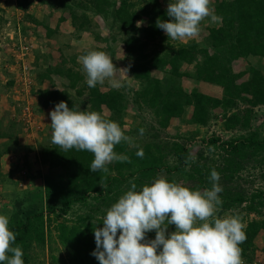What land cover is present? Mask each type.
Returning <instances> with one entry per match:
<instances>
[{"label": "trees", "instance_id": "obj_1", "mask_svg": "<svg viewBox=\"0 0 264 264\" xmlns=\"http://www.w3.org/2000/svg\"><path fill=\"white\" fill-rule=\"evenodd\" d=\"M56 1L58 7L69 12L78 40L90 39L91 36L97 41H104L105 38L97 31L100 25L95 18L113 17V23L117 25L119 32L127 35L123 43L126 57L130 59L128 67L131 65V72L142 85L136 90L137 97L132 101L153 110L161 127H168L172 119L183 116L186 106H192L191 121L195 124L208 125L213 118V112L219 109L224 114V125L227 129H246L251 125L254 108L264 105V71L253 67L248 71L236 72L231 65L240 58H264V0H217L214 12L222 17V22L208 27L209 45L202 46L194 41L180 45L177 49L171 47L165 54L158 52L154 56L146 52L147 41L167 40V35L156 27V23L158 19H172L166 14L171 0ZM163 1L167 2L166 7H163ZM17 2L18 8L26 15L21 28L29 29L28 20H35L33 12L29 10L32 1ZM48 3V0H44V4ZM142 19H146L147 23L144 28L140 25ZM45 26L50 36L56 33L57 29H52L48 24ZM15 28L18 30L17 25ZM143 30L147 41H143L140 36ZM97 50L106 52L105 48ZM89 52L84 50L82 55ZM61 56L60 65L48 66L46 73L39 77L40 81L48 78L52 85L33 90L32 94L38 99V111L48 108L53 111L59 102L65 101L70 109L77 111L112 113V118H118L120 126L124 124V116L130 103L127 92L112 87L104 90L99 85L89 88L84 84L77 90V94L83 96L87 92L88 96L80 107L68 88H78V82L83 75L67 66L69 61H76L75 57L68 58L64 54ZM185 64L194 67L192 73L184 69ZM156 71L167 75L155 76ZM248 73L250 75L247 79L239 82ZM54 75L67 78V88L56 87L53 82ZM191 76L198 82L219 86L223 90V96L215 97L198 88L188 90L183 84L184 78ZM85 105H89V109ZM241 105L248 107L240 109ZM196 135L194 132L187 140L194 139ZM203 142L222 150L219 163H215L212 157L203 152L195 157L186 141L165 144L177 159L174 166L157 155L163 152L160 145L151 143L133 149L128 143L121 142L115 146L114 151L127 155L131 162L114 161L108 165V173L90 171L94 154L88 151H64L58 145L44 150L38 168L41 163L47 167L44 175L45 188L40 187L39 193L28 191L19 196L14 202L9 224L10 230L17 233L16 244L22 248L25 264H30L29 251L34 244L42 247L45 245L48 238L47 226L58 230L60 242L72 255L71 264H99L92 255L96 249L94 229L103 227V219H97L95 213L110 208L123 193L131 190L129 181H133L137 185L136 190L141 191L146 183H151L162 171L171 175L174 172H186L185 169L188 171L190 167L191 179L197 183L189 188L206 190L212 187L209 177L215 169L221 177L219 184L223 191L219 195L223 210L242 206L249 211L264 209V190L249 193L237 191L233 185L236 177L252 161L264 163V137L261 138L256 131H252L248 135L229 140L213 135ZM140 148L144 150L143 158L136 155ZM190 155L195 160L186 163ZM76 205L88 207V212L79 214L72 225L61 222L53 227L54 221L58 220L56 218L69 214ZM261 231H264V219L248 223L245 228L247 240L240 245L243 259L252 260L254 240Z\"/></svg>", "mask_w": 264, "mask_h": 264}, {"label": "rangeland", "instance_id": "obj_2", "mask_svg": "<svg viewBox=\"0 0 264 264\" xmlns=\"http://www.w3.org/2000/svg\"><path fill=\"white\" fill-rule=\"evenodd\" d=\"M31 1L32 6L29 10L33 12L35 20H28L29 29L25 30L21 28V24L25 22L26 15L24 11L18 8L17 0H0V214L7 215L10 219L14 211V202L19 196H23L28 191L33 194L39 193L40 190L38 189L40 187L45 188L46 178L44 175L47 173V167L41 163L40 168H38V163L42 162L43 151L55 146L51 142L53 130L51 128L50 113L52 111L49 108L38 111L39 104H36L38 99L35 94H32L33 90L52 85L48 78L40 81L41 74L46 73L48 66L60 65L62 54L68 58L75 57L76 61H69L67 66L78 71L83 75V78L78 82V88L68 89L74 95L78 105L82 107L88 93L79 96L77 90L87 84V77L82 64L78 62V57L83 56L84 50L98 51L97 48H105V53L112 58L117 68H128V62L130 61L126 57L123 43L127 35L119 32L117 25L113 23L112 16L108 19L98 16L95 18V21H98L100 25L97 31L105 38L104 41H97L91 36H89L90 39L78 40L75 37V28L71 24L69 12H65L63 8L58 7L59 4L56 0H48V4H44V0ZM162 3L163 7L167 6L166 1ZM216 4L217 0H212L210 7L215 9ZM89 13L93 14L91 11ZM46 24L51 26L52 29H57L56 33L50 36ZM213 24L214 22L211 21L210 17L205 18L200 24V35L183 41L172 40L168 36L167 40L147 41L144 30L140 32V36L143 41H147L146 52L150 56H154L158 52L163 55L172 48L177 49L180 45H186L194 41L202 46L209 45L208 27ZM15 25L18 26V30ZM140 25L144 28L147 25L146 19H142ZM115 37L116 39H114ZM211 51H214V49H211ZM231 65L236 72L248 71L253 67L264 71V58H240L233 61ZM184 67L185 70L191 73L194 70V67L188 64H185ZM154 75L162 77L167 74L156 71ZM249 75L248 73L245 77L239 79V82L247 79ZM116 76L125 82V86L120 89L125 90L130 99L129 108L124 116V124H121L122 130L125 135L132 138L135 145L144 146L151 143L152 145H160L163 152L157 155L162 156L163 160L169 165H176L177 159L165 146L166 143L186 141L187 147L195 157L198 153L203 152L205 155L212 157L215 163H219L222 150L203 142L205 139L217 135L221 136L223 140H229L240 135H248L252 131H256L261 138L264 137V105L254 108L251 125L246 129H240L239 127L227 129L224 125V114L219 109L213 112V118L208 125L195 124L191 121L192 106H186L187 109L183 116L172 119L168 127H161L153 110L143 104L133 103L132 100L137 97L136 90L141 88L142 85L136 80L131 70L127 73L128 77L120 72H117ZM129 79H131L130 86L127 84ZM53 82L56 87L65 89L69 80L54 75ZM183 84L188 90L198 88L200 91L215 97L223 96V90L219 86L198 82L192 76L184 78ZM99 86L104 90L111 87L107 80L104 85ZM87 89L86 91H88ZM85 106L89 109V105ZM247 107V105H241L240 109ZM102 116L118 124L120 122L118 118H112V113H105ZM141 128L145 129L143 135L140 134ZM194 132L197 134L196 137L187 140V137L194 134ZM189 173H192L190 167L186 172H174L171 175L166 171H162L157 178L152 180L151 183H146V185H151L156 179L165 178L169 182L175 181L184 186L193 187L197 181L191 179ZM236 178L233 185L237 191L250 193L264 190V163L260 164L252 161ZM199 190L203 191L204 189ZM43 203L46 204V202ZM108 209L104 208V210L95 213L96 218L103 219ZM86 212H88V207L76 205L69 214L56 218L58 220L54 221L53 227L61 222L72 225L79 214ZM216 215L219 218L239 215L242 217V222L246 228L251 221L264 219V209L249 211L242 206L237 209L223 210L219 206ZM175 228V225H169L167 234L170 236ZM47 232L48 238L43 247L36 244L31 247L29 251L30 264H71L72 255L60 242L58 230L55 227L47 226ZM119 234L118 232L117 239ZM155 236V230L146 233L148 241L154 240ZM263 248L264 231H261L254 240L255 251L251 254L252 260L242 258L243 264H264Z\"/></svg>", "mask_w": 264, "mask_h": 264}, {"label": "clouds", "instance_id": "obj_3", "mask_svg": "<svg viewBox=\"0 0 264 264\" xmlns=\"http://www.w3.org/2000/svg\"><path fill=\"white\" fill-rule=\"evenodd\" d=\"M211 3L212 0H171L166 14L172 19H158L156 27L172 40L198 37L205 18L222 22ZM78 62L86 73L89 88L104 85L107 80L112 88L120 89L125 82L116 74L127 76L131 67L117 68L103 51H90L78 57ZM127 84L131 85V79ZM50 117L51 142L64 151L75 149L94 154L90 165L93 173H108V165L114 161L131 162L127 155L114 151L121 142L139 147L117 122L105 119L99 112L70 109L67 102L61 101ZM144 131L141 128L140 134ZM136 155L143 158L144 150L140 148ZM189 160L194 162L195 157L190 155L186 163ZM220 179L213 169L209 177L212 187L203 191L165 178L137 191V185L129 181L131 190L107 210L103 227L94 229L96 249L92 255L99 264H243L240 245L246 242L247 235L242 217L216 215L222 205ZM9 224L10 218L0 214V264H25L22 248L16 244L17 233L10 230ZM169 225L176 227L170 236ZM153 230L155 239L148 241L146 233Z\"/></svg>", "mask_w": 264, "mask_h": 264}]
</instances>
